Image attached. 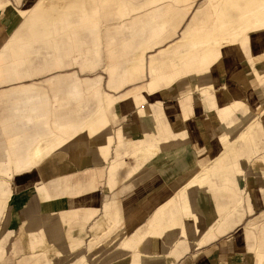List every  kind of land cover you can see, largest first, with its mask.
Here are the masks:
<instances>
[{
  "label": "crops",
  "instance_id": "obj_1",
  "mask_svg": "<svg viewBox=\"0 0 264 264\" xmlns=\"http://www.w3.org/2000/svg\"><path fill=\"white\" fill-rule=\"evenodd\" d=\"M7 1L17 10H21L25 5L24 0H14V3L11 0ZM120 1L132 6H139L147 0ZM84 5L90 18L100 24L99 42H95L89 30L84 29L79 20L73 16L66 23L60 20L54 23L55 34H51L54 41L52 55H45V44L40 42L31 43L28 54L25 53L20 59H13L9 51L5 52L6 63L3 67L0 66L2 68L0 76L2 75L6 80L5 83H0V98L3 99L0 102V118L13 115L16 112L14 110L16 104L20 105L19 108L25 106V113H27L29 107L37 103L40 106L45 105L47 110L45 117L40 121L43 130L51 129L56 132L55 128H52L54 122L63 131V124H69L70 121L75 120L76 114H81L86 119L97 109L98 102L104 99V95H107L109 101L114 103L124 102L120 106L123 108L128 105L125 100L129 96L136 94L141 89H147L149 83L154 81L158 84V93L161 99L141 104L126 113L121 114L118 109L111 112L109 129L102 130L96 136L97 145L93 147L90 144V147L85 149L86 153L84 151L82 158L78 157L74 160L68 157L65 160H58L57 166L46 165L44 167L43 175L48 188L55 194H61V192L64 193V185L67 184L70 195L74 196L80 187L94 182L96 192L89 194L88 198L99 197L102 199L109 185L112 186L111 191H117L130 181L146 176L151 170H154L159 178H149L143 185L134 189L132 199L134 202L140 203L147 200L150 195L162 191L161 196L149 211H162L163 216L156 217L155 221L150 223L148 216L145 215L148 211L138 208L137 211L128 212L132 213L133 217L131 218L132 222L126 228L127 233L137 230L149 233L152 235L155 246L162 244L168 249L165 252H155V256L161 258L162 262L157 261L153 264H180L187 257L222 238H226V251L229 253L252 255L256 250L264 253V210L258 214L255 212L256 205L250 198L253 193L248 188L250 182L259 186L260 189L257 192L264 207V167L253 173L250 171V166L254 161L253 151L262 146L264 140H261L263 144L255 143L253 148L249 143H236L230 148L226 158L212 166L210 175L203 180V185L198 188V190L203 189L207 193L217 194L224 198L230 197L236 203V206L218 222L214 229L216 239L208 245L198 247L199 239L192 218L193 205L187 192H181L180 196H172L170 192L165 191L167 185L181 178L193 166L197 159L196 154L202 153L203 149L208 146L207 143L201 141L196 144L198 151L192 150L193 143L190 134L192 135L194 130L200 129H187L182 116L188 115L196 121L212 118L221 130L229 128L238 117L236 113L221 111L220 101L218 102L219 99L211 90L205 87L196 90V86L223 80L230 68L233 73L230 82L240 81L243 76L240 70L235 71L236 69L232 66L223 64L220 73L217 70H210L198 73L193 78L180 76L170 83L161 81L160 72L162 70L169 71L167 62L172 59V56L168 55L169 51H166L165 48L174 47L180 41L185 22L178 27L175 35L170 33L171 30L161 33L163 42L146 50L142 57L143 64L136 66L134 63L137 59L136 50L143 44L144 38L147 36V33L144 36L140 33L142 28L147 27L143 15H135L121 21L116 14V5L104 6L102 0H84ZM146 14L149 15L150 10L146 11ZM163 23H165V19L158 22L159 25L161 24L160 26ZM16 35L18 41L13 42L12 45L21 47L22 44H26L25 29L21 28ZM4 37L5 32L0 30V42ZM131 39H134V42L130 48H124V44ZM32 58H39L41 62V66L35 70L31 68ZM240 59L247 64L250 55H243ZM158 61H163L164 64H156ZM161 66H164V69ZM74 68L84 74L95 73L98 70L104 71L107 76L106 89L102 85L103 76L80 79L76 73L52 76L44 81V87L29 82L44 74ZM15 72L24 76V79L13 80ZM23 87L32 88L33 91H19V88ZM48 91L51 92V97ZM166 103L175 106L173 112L176 114L165 113ZM249 103L254 108L255 114L264 107V82L259 83L252 91ZM141 108L143 114H139ZM128 116L136 120V131L119 123L120 120ZM170 125L173 127L171 128ZM175 126H181L176 127L178 132L175 130ZM67 131L68 135L74 134V130L67 129ZM57 134L63 135L62 132ZM45 135L49 134L45 133ZM205 136L209 143L216 140L218 134L210 129ZM119 139L122 143L118 142ZM106 148L108 149L107 153ZM168 153H176V155L165 160L164 157ZM2 192H4V188L0 187V196ZM129 198L126 197L125 200ZM167 200L169 202L163 205L162 202ZM250 209H252L251 212H249ZM122 212L113 215V211H104V205L101 203L98 215L86 224L60 222L59 228L50 229L52 232H61L58 240L53 242V246H50L47 237L42 235L47 228L26 230L25 227H22L10 242V248L17 249V255L11 251L5 257V263L17 264L19 259V262L23 264H80L81 260L84 264L92 263L88 259V243L100 237L102 233L104 234L112 220L122 217ZM251 215L254 216L247 219V216ZM30 223L29 211H22L20 208L18 211L10 213L8 209L4 222L0 225V246L8 243L18 226L23 224L28 227ZM80 226L83 227L82 230ZM239 226H243L242 249L236 248L230 235ZM173 231L179 232V240L170 247L166 244V238ZM107 240L105 241L107 242ZM39 241L41 247L51 248L53 252L47 256H29L27 243L32 247L33 242L38 243ZM76 242L82 246V257L79 256V251L68 252ZM66 252L68 254L64 255ZM127 256V253H123L120 249L109 254L114 262ZM105 263L108 262L101 259L97 264Z\"/></svg>",
  "mask_w": 264,
  "mask_h": 264
},
{
  "label": "bare ground",
  "instance_id": "obj_2",
  "mask_svg": "<svg viewBox=\"0 0 264 264\" xmlns=\"http://www.w3.org/2000/svg\"><path fill=\"white\" fill-rule=\"evenodd\" d=\"M41 1H34L21 11L8 9L5 20L0 23V30L5 32V37L0 42L1 67L6 63L5 52L9 51L13 59H20L25 53L28 54L31 43H44L45 55H52V44L54 41L51 34H55L53 21L56 17L47 16L43 18L40 16L41 7H45L44 5L41 6ZM77 1V6L73 4L76 0H71V2L69 0V4L74 10L77 9L79 11V20L82 23L80 25L84 29L89 30L95 42H99L100 24L90 18L85 8L84 0ZM198 1L200 0H147L139 6H132L128 3H122L120 0H102V5H116V14L121 21L139 14H142L143 19L146 20L145 24L147 27L142 28L140 33L143 36L147 33V36L144 38L143 44L136 50L137 59L134 61L136 66L143 64L142 57L146 50H150L163 42L161 33L171 30L170 33L175 35L178 27L183 22L186 23L181 32L180 41L174 47H167V45V48H165V50L167 49L166 51H169L168 55H171L172 59L167 62L169 71L165 72L162 70L160 72L161 81L170 83L180 76L193 78L198 73L210 70H217L220 73L223 64H226L236 69L235 71L240 70L244 78L242 82L248 83L247 86L237 80L236 83L230 82L233 78L230 68L223 80L196 86V90H200L203 87L211 90L219 99L218 102L220 101L221 111L238 114L237 119L229 128L221 130L212 118L196 121L188 115L182 116L187 129H200L194 130L195 132L192 135L190 134L192 143L197 144L203 141L208 146L203 149L202 153L196 154L197 159L193 166L181 178L167 185L165 191L170 192L172 196H180L181 192H187L193 205L192 218L196 235L199 239L198 247L201 248L216 239L214 229L217 227L218 222L236 206V203L230 197L224 198L223 196H217V194L207 193L203 189L198 190V188L203 185V180L210 175L212 166L226 158L229 155L230 148L236 143H249L251 148H253L255 143L263 144L261 140H264V107L255 114V110L249 102L252 91L259 83H263L264 79V0H201L200 8L190 16L192 7ZM1 3L4 2L1 1ZM149 10L150 14L148 15L146 11ZM70 17L72 16L66 14L60 16L57 21L60 20L66 23ZM164 19L165 23L163 24L165 25L162 24L160 26L161 24L159 25L158 22ZM21 28L26 31V44H22L21 47L12 45L13 42L18 41L16 34ZM133 42L134 39H131L123 47L130 48ZM243 55H250L247 64L240 59ZM160 63L164 64L163 61L156 62V64ZM162 69H164V66ZM22 79H24V76L17 72L13 73V80L20 81ZM256 81H258V85L255 84ZM5 82L6 80L1 75L0 83ZM242 85H245V87ZM158 90V84L152 81L147 89H141L136 94L129 96L125 100L128 105L123 108L120 106L124 102L114 103L109 101L107 95H104V99L98 102L97 109L94 111V114L98 116L96 127L93 120L95 116H88L85 119L81 114H76L75 120L70 121L69 124H63V131L54 122L52 128H55L56 132L51 129L48 131L43 130V125L40 123L47 112L45 105L33 104L29 107L28 112L25 113V106L19 108L20 105L17 104L14 107L16 112L13 115H8L7 118H0V176L7 179L13 178V172L10 169L11 158L14 159V173L16 175L14 176L15 179H12L13 182L9 184L7 195L0 198V214L1 210H4L7 206L10 192L14 185L30 180L31 183L29 185L17 192V199H12V203L7 209L12 213L13 211H18L26 203L31 204L30 217L32 218L33 226L29 227L28 230L40 229L41 227L47 228L42 235L47 237L50 246H53V242L58 240L61 234L60 231H50L51 228H59L60 222L63 221L86 224L98 215L100 204L103 203L104 211H113V215L123 211L122 217L118 220H112L111 225L104 231V234L102 233L100 237L89 242L88 259L95 262L105 259L108 262L105 264H153L160 261L161 258L156 257L155 252H165L168 250L167 248L162 246V244L155 246L152 235L149 233L138 230L133 233H127L123 227L132 222V213L129 214L128 212H131L136 205H139L144 211H148L145 215L148 216L150 223H153L156 217L163 216L162 211H149L161 196L162 191L150 195L147 200L140 203H136L132 199L134 189L143 185L149 178H159L154 170H151L146 176L130 181L117 191H111L112 186L109 185L102 199H99V197L88 198L89 194L96 192L94 182L85 187H80L74 196L70 195L67 184L64 185V193L60 191L61 194H55L48 188L43 175V169L46 165L57 166L58 160H65L68 157L71 159L69 155L72 150L75 155L82 158L85 149L90 144L93 147L96 146L95 137L102 130L109 129L111 112H115L118 109L122 114L139 107L141 104L159 101L161 97ZM19 91L28 92L33 91V89L23 87L19 88ZM2 101L3 99L0 98V102ZM165 107V113L175 111V106L171 103H166ZM140 113L143 114L142 108ZM176 127L181 126H175V130ZM67 129L74 130V134L68 135ZM210 129L217 133L218 137L208 143L205 134ZM60 132L63 135L57 134ZM45 133L49 135L46 136ZM70 133L72 132L70 131ZM108 135H110L109 132ZM118 142H121L120 139ZM194 149L198 151L196 145ZM107 152L108 149L106 148ZM173 155H176V153H168L164 158L169 160ZM253 155L254 161L250 166L252 173L264 167V144L259 146L256 151H253ZM198 161L202 163L208 162L202 171H199ZM242 168L244 169V167ZM185 178L187 180L183 181ZM248 188L249 191H252L253 188L260 189L253 182L248 184ZM126 197L130 198L125 200ZM211 199H217L216 201L214 200V206L211 203ZM221 199L223 201L220 203ZM168 202L169 200L162 203L164 205ZM251 211L252 209L249 212ZM82 228L80 226L81 230ZM106 239H108L107 242L105 241ZM116 239L121 242L120 251L127 253L128 256L125 257L126 259L123 258L114 262L109 257L110 253L105 251H108L107 246L113 244ZM178 240L179 232L173 231L168 234L166 244L171 247ZM81 247V244L77 242L72 246L74 252L80 251ZM211 260L214 264H264V253L256 250L255 253L249 255L225 251L224 256L218 260ZM208 261V257L206 258L199 251L187 257L180 264H209ZM82 263L84 264V262Z\"/></svg>",
  "mask_w": 264,
  "mask_h": 264
},
{
  "label": "rangeland",
  "instance_id": "obj_3",
  "mask_svg": "<svg viewBox=\"0 0 264 264\" xmlns=\"http://www.w3.org/2000/svg\"><path fill=\"white\" fill-rule=\"evenodd\" d=\"M1 1H3L4 3H1L0 4V23L2 22V21H4L5 20V18H6V15H7V12H8V9H15L14 7H12L10 4H9V2L7 1V0H0V2ZM34 1H38V0H24L23 1V3L25 4L24 6H23V8L21 9V10H23L28 4H31V3H33ZM201 1V0H200ZM200 1H198L193 7H192V9H191V11H190V16H192L194 13H195V11L197 10V9H199L200 8ZM11 2H13L14 3V0H11ZM70 2H71V0H70ZM77 0H76V2L75 3H73V4H77ZM69 4V0H42L41 1V6H45V7H41V11H39V13H40V16L41 17H56V19L53 21L54 23L55 22H57V19L60 17V16H64V15H71L72 17L74 16V17H76L78 20H79V11L76 9V10H74L72 7H71V4H69V6H68V4ZM77 6V5H76ZM17 10V9H16ZM21 10H18V11H21ZM145 10H148V9H145ZM67 12V13H66ZM63 13H66V14H64V15H62ZM79 23H80V20H79ZM80 24H82V23H80ZM83 24H85V25H87L86 23H83ZM9 41V40H8ZM171 47V46H170ZM31 68L33 69V70H35L36 68H38L39 66H41V62H40V60H39V58H32L31 59ZM158 62H161V61H158ZM157 62V63H158ZM72 73H76V75L80 78V79H84V78H94V77H96V76H103V79H104V81H103V83H102V85H103V88L104 89H106V87H105V80L107 79V76L105 75V73H104V71H102V70H98V71H96L95 73H86V74H84V73H81L77 68H74V69H65V70H62V71H59V72H55V73H51V74H44V75H41V76H38V77H35V78H33L31 81H29L30 83H36V84H39V85H41V86H45L44 85V81L46 80V79H48V78H50V77H52V76H57V75H65V74H72ZM264 73V72H263ZM243 76L241 77V79H240V81L242 82L243 81ZM263 82H264V79H263ZM236 83V82H235ZM242 83H244L245 85H247L248 86V83H246V82H242ZM255 84L256 85H258V81H256L255 82ZM245 85H242L243 87H245ZM48 94H49V96L51 97V92L50 91H48ZM168 98V97H167ZM167 100V99H166ZM166 102H168V100L166 101ZM15 106H17V104L16 105H14V107ZM95 116L94 117V126L96 127V125H97V121H98V116L97 115H95L94 114V112L90 115V116ZM120 124L122 123V125L124 126V127H126V128H129V129H131L132 131H136V129H137V127H136V120L134 119V118H132L131 116L129 117H124V119L123 120H120V122H119ZM118 123V124H119ZM96 138V137H95ZM195 143L193 142V144H192V150L194 151V147H195V145H194ZM197 146V145H196ZM199 146V145H198ZM202 147V146H201ZM72 159H74V160H76L79 156L78 155H75V153H74V151L72 150L71 152H70V155H69ZM80 158V157H79ZM43 164H45V163H43ZM208 164V162H205V163H202V162H199L198 161V168H199V171H202L203 169H204V166H206ZM10 169H11V171L13 172V180L15 179V177L14 176H16L15 175V173H14V159L13 158H11V162H10ZM11 178H9V179H7V178H5V177H2V176H0V187H2V188H4V192H2V194H1V196L0 197H2V196H6L7 195V191H8V187H9V184H11L12 182H13V180H12ZM187 179L185 178L183 181H186ZM31 183V181L30 180H28L26 183H17V184H15L14 185V187L12 188V190H11V192H10V198L8 199L9 201H8V203H7V206H6V208L4 209V210H1V214L0 215H2V216H0V225L3 223V220H4V218H5V214L7 213V211H8V209L7 208H9V206L11 205V203H12V199L13 200H15V199H17V197H16V194H17V192H19V190H21L22 188H24L25 186H27V185H29ZM10 189V188H9ZM102 190H103V188H102ZM259 190V189H258ZM104 191V190H103ZM252 193H253V195H252V199H253V202H254V204L256 205V210H255V212H257V214L260 212V211H262V210H264V207H263V205H262V201H261V199L259 198V194H258V192H257V189L256 188H253L252 189V191H251ZM105 194V193H104ZM174 194V193H173ZM259 198V199H258ZM214 200L215 199H211V203L213 204V206H214ZM217 200V199H216ZM215 200V201H216ZM223 200L221 199L220 200V203L222 202ZM32 208V205L31 204H24V206L23 207H21V210L22 211H29V212H31L30 211V209ZM140 209V210H142V211H144L139 205H136L135 206V208L133 209V210H131V211H137V209ZM254 215H251V216H247V219H250V218H252ZM30 225L28 226V227H26V226H24L23 224L22 225H20V226H18L17 227V229H16V231L11 235V237H10V239H9V241H8V243H6L5 245H3V246H0V264H6L5 263V257H7L9 254H10V252L11 251H13V254L14 255H17V249H11L10 248V242L13 240V238H14V236H15V234H17L18 232H19V230L22 228V227H25V229L26 230H28V228L29 227H32L33 225H32V218L30 217ZM124 228H125V230H126V228H127V226H123ZM242 227L243 226H239L236 230H234L230 235L232 236V238H233V241H234V244H235V246H236V248L237 249H242L243 248V239H242V233H243V231H242ZM31 230V229H30ZM129 233V232H128ZM215 240V239H214ZM213 240V241H214ZM225 241H226V238H222V239H220L219 241H217L216 243H214V244H212V245H210V246H208V247H205V248H203V249H201V252L203 253V255L207 258L208 257V259H209V264H214L213 262H212V260L211 259H216V260H218L219 258H221L222 256H224V254H225V251H226V244H225ZM120 241L118 240V239H116V240H114L113 241V244H109L107 247H108V251H105L106 253H112V251H116V250H118V249H120L121 250V245H120ZM33 246L32 247H30V244L29 243H27V248H28V251H29V256H31V257H33V256H47V255H49V254H51L52 252H53V249H50V248H48V247H41V242L39 241L38 243H34L33 242V244H32ZM88 245H89V243H88ZM19 250V249H18ZM68 252H74V249L73 248H71V249H69V251ZM123 252V251H122ZM79 253V256L80 257H82V254H83V251H82V249L78 252ZM87 253H89V250H88V246H87ZM124 253V252H123ZM18 254H19V252H18ZM68 253H65L64 255H67ZM126 259V258H125ZM20 261V259L18 260V263L17 264H23V263H20L19 262ZM90 262H92V263H89V264H97L98 262H99V260L98 261H91V260H89ZM83 262V260H81V263L80 264H83L82 263ZM33 264H36V263H33ZM122 264H125V263H122Z\"/></svg>",
  "mask_w": 264,
  "mask_h": 264
}]
</instances>
